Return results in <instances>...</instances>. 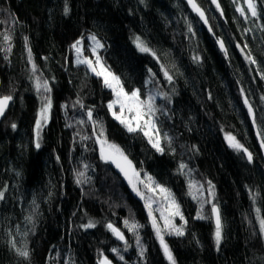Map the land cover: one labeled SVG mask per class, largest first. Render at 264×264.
<instances>
[{
    "label": "trees",
    "instance_id": "1",
    "mask_svg": "<svg viewBox=\"0 0 264 264\" xmlns=\"http://www.w3.org/2000/svg\"><path fill=\"white\" fill-rule=\"evenodd\" d=\"M253 2L257 16L241 23L238 0H194L203 18L189 0H0V96L13 97L0 123V264H99L104 256L151 264L153 254L169 264L146 206L150 199L164 209V199L145 187L148 177L172 193L184 217L173 222L183 236L165 233L176 264H264V0ZM88 35L101 39L103 62L126 91L155 96L163 152L112 116L113 91L77 64L72 46L86 48ZM137 37L155 56L137 48ZM36 77L48 82L52 104L38 139ZM101 125L140 172L143 197L101 159ZM213 204L223 225L219 247ZM90 220L96 227H82ZM125 221L142 227L133 233Z\"/></svg>",
    "mask_w": 264,
    "mask_h": 264
},
{
    "label": "snow or ice",
    "instance_id": "2",
    "mask_svg": "<svg viewBox=\"0 0 264 264\" xmlns=\"http://www.w3.org/2000/svg\"><path fill=\"white\" fill-rule=\"evenodd\" d=\"M189 3L192 4L193 9L201 16V18L204 17L203 11L194 3V0H189ZM213 3H216V0H213ZM248 8L250 10L251 16L256 17L257 11L255 4L253 3V0H247ZM217 8H219V4L217 3ZM241 11V14L244 15L243 9H239ZM67 11V9H66ZM247 18V17H245ZM205 23H207V20L205 19ZM191 30V29H190ZM5 39H10V37H5ZM91 40L94 43V47H92V52L95 55V62L92 59L89 58H81V43L82 41H77L72 47L76 50L77 54V64L83 63L87 65V67L98 77L103 78V83L106 87L110 88L113 93L115 94L116 99L113 100L111 103L108 104V108L112 112V116L118 120L121 124L125 125L127 130L129 132L134 131H142L145 136H147L152 142L153 147L157 149V151L163 152V148L161 147V137L159 134V128L157 127L156 120H155V114L158 111V109L155 107L154 101L155 96L149 95L147 99L141 98V93L139 89H133L131 92H128L125 90L123 83L120 80V77L113 74L103 63L101 60V57L97 53L98 48H103L104 45L97 40V38L93 35L91 37ZM136 46L141 52H150L153 56H155V53L152 52V50L146 46V44L139 38H136ZM220 47L224 49V43L223 41H220ZM226 51V50H225ZM31 53V50L29 49V54ZM198 59V58H196ZM251 63H256V61L248 57ZM163 67V66H161ZM32 70L35 73L36 71V65H32ZM164 76L171 81L172 77L168 74L167 70L164 71ZM262 79H264V75H262ZM36 87L39 91L40 89H43L45 93H48L51 91L48 82L47 81H41L39 77H36ZM13 99L11 95H4L0 96V116H3L7 107L9 106V102ZM45 104L41 108L40 111V118L37 120L36 127L37 129H40L42 127V122L46 123L49 118V112L52 107L51 99L49 97H45ZM79 103V101H77ZM245 104H248V100L245 99ZM118 106V111L116 110ZM249 112L253 113L252 107L249 104ZM87 116L89 120L92 119V112L89 110L87 112ZM83 123V121H81ZM253 123H255V114L253 113ZM95 124V122H94ZM13 128L16 127L15 124L12 125ZM39 134V133H38ZM153 134H155V139H153ZM259 135V132H258ZM88 137H84V139H87ZM169 143H171V139L167 138ZM226 139L228 140L229 146L237 151H243L247 154V159L249 161L252 160V154L248 152V149L244 147L243 144H241L235 136L227 135ZM97 141L100 144V155L103 160L106 162H111L116 165L117 168L121 170V172L124 173V175L128 178L129 183L132 185L133 190L137 192L138 195H141L143 197V193L139 191L137 188V184L141 181L139 180V172L135 170V168L132 165V162L128 160L127 156L124 155L122 150L115 144H111L107 141V138L103 136V126H100V136L97 137ZM261 144L264 145V140H261ZM40 145L39 143L36 144V147L38 148ZM87 167V166H85ZM186 167V165H181V168ZM78 176L82 177L84 176V173H79ZM148 183L145 184V187L149 189V191L156 192L157 190L159 193L164 194V199L168 202L167 207L165 209V212L161 213V218L163 219V228L161 227L159 221L156 219V217L153 215L152 210V201L150 199L146 200V206L148 207L149 216L151 217L152 227L155 229V233L157 238L159 239V243L163 249L164 255L169 261V264H176L175 257L169 248L168 244L165 241V233L168 235H176V236H183L184 235V229L183 227H177L173 223V219L176 216H179L181 220H184V217L182 213L180 212L179 204L176 203L175 198L172 196V193L164 188L161 185H154V182L152 181L151 177L147 178ZM81 180L78 178L77 183H80ZM210 187L208 189L209 193L214 197V186L211 185V182H208ZM202 187V186H201ZM190 188H194L195 192H199L201 189L196 188L195 185H190ZM3 198V192H0V199ZM193 198H198L195 193H193ZM203 206V205H201ZM212 213L215 217V240L216 245L219 247L220 242L222 240V231H223V225L221 222V215H220V209L213 204ZM259 211V209L257 210ZM198 218L203 219V216H200ZM125 227H127L130 231L133 233L137 232V229L142 227V225H139L137 223H129L128 221H125ZM185 223H187L185 221ZM261 231L264 232V220H261ZM84 228H94L96 227V223L93 221H89L86 225H82ZM107 228L120 240L125 241V244H127V241L125 240L124 234L120 231V229L116 228L112 224H108ZM137 244H140L139 236L137 234ZM12 245L15 248V241H12ZM18 254L22 257H28L29 252L27 249H16ZM113 252L117 253L119 255L118 249H112ZM144 249L141 247V256L144 254ZM120 259L123 260L124 257L120 256ZM101 264H112V262L105 256L103 257Z\"/></svg>",
    "mask_w": 264,
    "mask_h": 264
},
{
    "label": "rangeland",
    "instance_id": "3",
    "mask_svg": "<svg viewBox=\"0 0 264 264\" xmlns=\"http://www.w3.org/2000/svg\"><path fill=\"white\" fill-rule=\"evenodd\" d=\"M238 8H237V11H238V13L237 14H239L240 16V22L242 23V22H244L243 21V18H244V20H248V18H253V16H251V13H250V10H249V8H248V4H247V0H238ZM254 3V2H253ZM239 9H243V12H244V15H242L241 14V11L239 10ZM243 17V18H242ZM245 17H247V18H245ZM93 35H88L87 37H86V40L88 41L87 42V47L85 48L84 47V43H83V41H82V43H81V49H82V51H81V58H89V59H92L94 62H95V55L93 54V52H92V47H94V43H93V41L91 40V37H92ZM96 37V36H95ZM97 38V40H99V42L100 43H102L103 44V42L101 41V39H99L98 37H96ZM136 43V42H135ZM104 45V44H103ZM102 49L103 48H98L97 49V53H98V55L101 57V60H102V63L104 64V62H103V59H102V56H101V51H102ZM86 52H87V54H86ZM88 52H89V55H88ZM75 55H76V60H77V54H76V50H75ZM80 64H83V63H80ZM85 65V64H84ZM105 65V64H104ZM87 66V65H86ZM106 66V65H105ZM260 75H261V77H262V72H260ZM102 78V77H101ZM110 89V88H109ZM111 90V89H110ZM45 97H49L50 98V93L48 92V93H45L44 91H43V89H41L40 90V102H41V108L44 106V104H45ZM115 99H116V97H115ZM117 111H118V106H117V109H116ZM40 111H41V109H40ZM49 114H50V112H49ZM39 118H40V113H39ZM48 121H49V118H48V120H47V122L46 123H44V122H42V127L43 126H45L47 123H48ZM118 121V120H117ZM119 122V121H118ZM123 125V124H122ZM124 127H125V125H123ZM41 127V128H42ZM40 128V129H41ZM126 128V127H125ZM40 129H37V127H36V136H37V139H38V132L40 131ZM127 129V128H126ZM146 138L148 139V141H149V143H150V145L153 147V144H152V142H150V140H149V138L146 136ZM153 139H155V134H153ZM38 143V142H37ZM154 148V147H153ZM156 151H157V149L156 148H154ZM158 152H160V151H158ZM141 179V178H140ZM141 181H142V179H141ZM145 181V180H144ZM148 183V182H147ZM157 194L158 195H160V196H162L163 197V199H164V194H162V193H159V191L157 190ZM167 201L164 199V202H163V204H164V209H159V208H157V206H156V204L152 201V210H153V214L157 217V220H159V222L163 225V219L161 218V213L162 212H165V209H166V207H167ZM165 214H167L166 212H165ZM176 217H179V216H176ZM176 217H174V219H173V222L175 221V218ZM261 220H263L262 219V217H260L259 216V221L261 222ZM261 224V223H260ZM151 264H162V262H161V260L156 256V254H153V256H152V262H151Z\"/></svg>",
    "mask_w": 264,
    "mask_h": 264
},
{
    "label": "water",
    "instance_id": "4",
    "mask_svg": "<svg viewBox=\"0 0 264 264\" xmlns=\"http://www.w3.org/2000/svg\"><path fill=\"white\" fill-rule=\"evenodd\" d=\"M222 50L225 51V47H224V49H222ZM0 89H1V85H0ZM10 105H11V101L9 102V106L7 107V109H6L5 113H4V115H3V116H0V123L2 122V120L4 119L6 113H7L8 110L10 109ZM89 121H90V124H91V126H92V128H93V131L95 132V131H96V128H95V124H94V122H93V118H92L91 120H89ZM97 137H98V136H95V139H96V142H97V145H98V150H99V152H100V144H99L98 141H97ZM124 155H125V154H124ZM125 156H126V155H125ZM100 157H101V155H100ZM127 158H128V157H127ZM101 159H102V158H101ZM102 160H103V159H102ZM128 160H129V158H128ZM103 161H104L106 164H108V165L113 169V171L119 176V178H120L124 183H126V184H130L128 178L124 175L123 172H121V170H120L119 168L116 167V165H115L114 163L106 162L105 160H103ZM132 165H133V167L135 168V170H136L137 172H139L138 169L136 168V166H135L134 164H132ZM139 174H140V172H139ZM140 178H141V174L139 175V180L141 181ZM140 185H141V182L137 184V186H140ZM212 215H213V223H214V227H215V217H214V214H212ZM121 232H122V231H121ZM114 237H115L116 240L119 241L121 244H125V241H122V240L118 239L115 235H114ZM124 237H125V236H124ZM125 240H126V238H125ZM104 257H105V256H104ZM106 257L112 262V264H115V262H114L111 258H109L108 256H106ZM102 259H103V257L99 260V264H101Z\"/></svg>",
    "mask_w": 264,
    "mask_h": 264
}]
</instances>
